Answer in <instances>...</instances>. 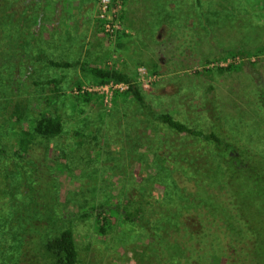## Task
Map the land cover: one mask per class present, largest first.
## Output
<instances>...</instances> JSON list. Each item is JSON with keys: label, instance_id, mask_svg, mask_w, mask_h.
<instances>
[{"label": "rangeland", "instance_id": "374dc122", "mask_svg": "<svg viewBox=\"0 0 264 264\" xmlns=\"http://www.w3.org/2000/svg\"><path fill=\"white\" fill-rule=\"evenodd\" d=\"M3 32L0 215L11 209L7 184L32 180L35 190L47 185L56 196L75 237L78 264H211L206 259L212 251H229L226 229L208 206L216 194L208 187L212 144L152 122L124 86L94 84L77 69L49 67L44 58L136 76L157 112L205 133L220 130L240 151L264 160V54L240 55L264 50V0H5ZM232 52L237 55L220 59ZM230 64L243 66L218 71ZM50 79L61 80L57 100L43 85ZM84 94L89 102L79 99ZM42 110L62 115V135L31 144L18 159L21 129L30 131ZM15 158L23 167L12 177ZM185 188L195 195L196 208L183 215L180 230L173 216L158 225L152 217L151 226L146 218L125 221L124 208L147 200L156 211V199L179 209L189 196ZM33 202L48 204L34 193ZM100 205L103 210L88 219L79 217ZM97 217L109 219L103 236ZM201 233L197 253V240L187 241ZM178 240L186 243V260L174 262ZM27 248L19 264H38L37 245ZM19 251L14 248L12 264ZM6 262L4 257L0 264Z\"/></svg>", "mask_w": 264, "mask_h": 264}, {"label": "trees", "instance_id": "16d2710c", "mask_svg": "<svg viewBox=\"0 0 264 264\" xmlns=\"http://www.w3.org/2000/svg\"><path fill=\"white\" fill-rule=\"evenodd\" d=\"M5 33L9 35V32L5 31ZM263 54L264 50L261 49L255 54L246 52L240 55L250 58ZM236 55L237 53L232 52L220 59L227 60ZM44 59L48 66L52 68L63 70L77 69L83 75L90 77L94 84L125 86V95L132 98L143 115L152 122L165 126L177 134L212 144V162L214 167H211V183L208 184V187L216 194L214 193V199L212 195L211 198L209 196L208 206L210 205L212 208L215 221L222 222L230 242L227 246L228 252L220 255L218 253L219 249H216L212 251V255L208 256L209 259H206V262L210 260L211 264H264V160H259L247 152L240 151L228 140L227 136H222L220 130H212L209 133H205L188 127L168 113L157 112L146 102L136 76L111 67H92L79 61L55 62L48 58ZM249 64L252 67L255 66L250 62ZM242 66L243 64L239 66L230 64L227 68H219L218 71L220 73L234 72L240 70ZM60 84L61 80L50 79L44 82L43 85L51 87L53 97L57 100L61 96ZM35 85L40 86L39 83ZM77 86H81V84ZM78 89L81 92L80 88ZM79 99L89 102L91 97L88 94H84L79 96ZM49 101L51 102L50 99L48 103ZM16 113H20V111ZM19 120L20 123H23L20 117ZM30 125V131L21 129L20 132L19 145L15 157L21 160L23 158L20 156L27 153L31 144L43 145L52 139L60 137L63 132V118L57 111L48 112L42 110L31 120ZM18 161L20 160L15 158L13 166L16 169L13 171L12 177L16 176L14 175L16 173L18 175V171L23 167L22 163ZM25 183L27 184V191H23ZM35 188L32 180L22 183L21 180L14 179L11 184H7L11 209L6 216L0 215V261L5 257L6 260L10 261V263L6 262L5 264H12L15 254L14 248H19L22 252L19 251V255L15 259V264H19L21 255L23 256V253L28 250L27 246L34 244L38 247V264H78L75 237L72 229L65 225L63 213L58 206L56 196L50 193L47 185H41L37 190ZM184 192L189 193V196L187 195L183 199L182 207L180 204L179 209L173 205L161 203L156 199L152 200L151 203L160 205L156 211L153 207L145 205L147 202L150 203L147 200L136 204L131 209L124 208V219L132 223L136 219L140 221V218H146L148 225L151 226L152 217H155L158 225L160 221H168L173 216L176 220V227L180 230L183 215L196 208L195 195L188 192L186 188ZM33 193L45 196L48 200L47 206L38 207L34 202L32 204L31 195ZM21 194H25L27 199L25 200ZM98 209L103 210V205L93 206L89 211L80 214L79 217L88 219ZM96 220L99 234L101 236L105 235L108 230L106 226L109 224V219L104 217L99 220L97 217ZM184 231L186 235L187 231L185 228ZM198 236L200 238L192 237L187 241V243L192 244L197 240L196 252L202 244L200 239H203V234L201 233L196 237ZM185 245L186 243L183 241H175L176 249L174 250L180 252H178L177 258L171 257L174 262H178L180 259L186 260L183 251L187 249ZM9 247L11 248L9 249ZM8 250H12V255H8ZM191 258L192 260L196 259L194 255Z\"/></svg>", "mask_w": 264, "mask_h": 264}, {"label": "flooded vegetation", "instance_id": "af4514ba", "mask_svg": "<svg viewBox=\"0 0 264 264\" xmlns=\"http://www.w3.org/2000/svg\"><path fill=\"white\" fill-rule=\"evenodd\" d=\"M4 26H5V0H0V40L4 36V32H3Z\"/></svg>", "mask_w": 264, "mask_h": 264}, {"label": "built area", "instance_id": "2783aa9c", "mask_svg": "<svg viewBox=\"0 0 264 264\" xmlns=\"http://www.w3.org/2000/svg\"><path fill=\"white\" fill-rule=\"evenodd\" d=\"M102 1L106 2V0H102ZM104 12H105V10H104ZM109 26H111V23H110ZM116 86H123V85H116ZM124 87H125V86H124ZM125 88H126V87H125Z\"/></svg>", "mask_w": 264, "mask_h": 264}]
</instances>
